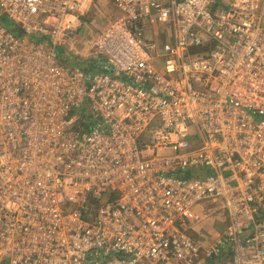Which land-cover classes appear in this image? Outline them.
Segmentation results:
<instances>
[{"label": "built area", "instance_id": "2783aa9c", "mask_svg": "<svg viewBox=\"0 0 264 264\" xmlns=\"http://www.w3.org/2000/svg\"><path fill=\"white\" fill-rule=\"evenodd\" d=\"M230 257L264 264V0H0V264Z\"/></svg>", "mask_w": 264, "mask_h": 264}, {"label": "rangeland", "instance_id": "374dc122", "mask_svg": "<svg viewBox=\"0 0 264 264\" xmlns=\"http://www.w3.org/2000/svg\"><path fill=\"white\" fill-rule=\"evenodd\" d=\"M89 8H87L88 10ZM107 9L103 8L101 9V13L103 14ZM99 11H97L93 6L90 8L87 13L85 14V29L82 32L81 35H78L77 38L79 39V42L76 44L78 46L77 48H83V43L86 41H90L89 34L92 33L95 37L96 32H98L100 28H103L104 23L102 19L104 17L100 14ZM94 21V23H93ZM75 34V33H74ZM69 55H72L70 52H65V54H61V61L58 63L59 65H64L67 62H69L70 57ZM202 212L204 213L201 217L198 218L199 223L194 222V224L191 221H187V228L189 229L190 235L197 240H199L201 243L204 244L205 247H207L208 238L210 234H212L214 237L219 232H223L226 228V224H222L224 221L223 216H219L215 213L214 205L210 203H206V205L203 206ZM195 221V220H194ZM220 225V226H219ZM219 227L218 233L211 232L212 230H216ZM208 235V236H207ZM203 258L198 260L197 264H234L233 259L230 257L227 260H222L219 262H215L213 260H207ZM195 264V263H194Z\"/></svg>", "mask_w": 264, "mask_h": 264}]
</instances>
